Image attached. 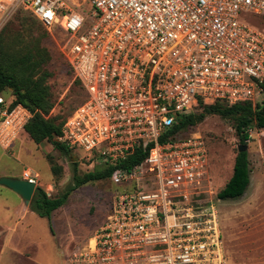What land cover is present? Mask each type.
Wrapping results in <instances>:
<instances>
[{"label":"built area","instance_id":"built-area-1","mask_svg":"<svg viewBox=\"0 0 264 264\" xmlns=\"http://www.w3.org/2000/svg\"><path fill=\"white\" fill-rule=\"evenodd\" d=\"M20 9L64 33L60 53L85 93L58 140L94 165L152 145L140 163L114 170L122 188L66 264H223L206 141L171 129L202 104L256 102L264 30L242 17H264V0H0V28ZM10 102L0 95L3 149L31 116ZM22 178L37 183L28 169Z\"/></svg>","mask_w":264,"mask_h":264},{"label":"rangeland","instance_id":"rangeland-1","mask_svg":"<svg viewBox=\"0 0 264 264\" xmlns=\"http://www.w3.org/2000/svg\"><path fill=\"white\" fill-rule=\"evenodd\" d=\"M78 1L82 0H74ZM242 19L264 30L263 16L247 14ZM38 23L29 11L20 9L4 21L0 35L14 45L29 44L36 35ZM60 32L55 29L42 42L52 54L46 65L52 72L46 83L53 102L47 116L57 117L56 122H64L85 97L61 56ZM11 94L12 88L0 93L7 100H11ZM256 101H264V92L258 94ZM201 110L199 107L194 112ZM186 132L200 133L209 150L212 194L208 195L213 197L219 216L223 264H264V128L249 129L246 150L251 169L250 185L241 198L234 200L216 196L230 178L238 145L242 144L232 120L206 114ZM85 154L81 148L71 151V155L78 156V173L104 166L92 164L84 158ZM71 163L69 156L60 153L49 141L35 143L24 132L14 140L12 147L0 146V175L22 178L24 170L28 169L37 178L36 186L52 196L71 183ZM52 164L58 167L56 172L52 171ZM122 186L123 183L114 181L112 176L88 181L74 189L64 205L49 217H43L33 210L35 189L26 203L10 188L0 185V264H66L67 258L79 251L103 222L110 211L112 195Z\"/></svg>","mask_w":264,"mask_h":264},{"label":"trees","instance_id":"trees-1","mask_svg":"<svg viewBox=\"0 0 264 264\" xmlns=\"http://www.w3.org/2000/svg\"><path fill=\"white\" fill-rule=\"evenodd\" d=\"M34 19L40 23L36 17ZM40 24L36 35L29 44L14 45L11 42L4 41L2 35H0V93L5 88H12L10 106L21 103L30 111L31 116L22 130L26 136L28 135L35 143L49 141L56 150L69 156L72 160L74 156L71 155L72 150L57 138L61 135L64 122H56L57 117L47 116L53 105L50 86L46 83L47 78L52 75V72L46 67L52 54L42 42L51 33ZM60 33H62L59 37L61 41L64 33L62 31ZM65 62L70 67L73 75L71 66L66 60ZM75 81L79 84L77 79ZM261 86L264 92V82L261 83ZM201 108L202 110L198 112L181 114L172 127L171 133L188 134L187 129L202 121L206 114H217L223 118L231 119L242 144H246L249 139V129L251 127L264 128V101H256L254 104L251 101H244L232 105H228L224 101H215L202 104ZM163 140L164 138L160 137V141ZM151 147V144H147L145 147L142 145L136 146L131 154L116 164H104L102 167H95V169L84 173L76 171L78 160L72 161L71 183L67 184L61 192L54 196L47 194L41 187L36 186V192L32 197L33 210L39 216L49 217L55 209L66 203L69 194L74 189L88 181L109 178L117 168H132L148 155ZM57 168L55 164L51 165L53 172H56ZM250 173L247 150L237 151L232 174L219 189L216 196L223 200L241 198L250 185Z\"/></svg>","mask_w":264,"mask_h":264},{"label":"water","instance_id":"water-1","mask_svg":"<svg viewBox=\"0 0 264 264\" xmlns=\"http://www.w3.org/2000/svg\"><path fill=\"white\" fill-rule=\"evenodd\" d=\"M247 144H239L238 151H244ZM78 156H73L72 161H77ZM0 185H4L14 192L18 193L27 203L34 192L36 183L20 177H13L7 175H0Z\"/></svg>","mask_w":264,"mask_h":264},{"label":"crops","instance_id":"crops-1","mask_svg":"<svg viewBox=\"0 0 264 264\" xmlns=\"http://www.w3.org/2000/svg\"><path fill=\"white\" fill-rule=\"evenodd\" d=\"M9 175V174H8ZM13 191V190H12ZM16 193V192H15ZM18 194V193H17ZM19 195V194H18ZM20 196V195H19ZM21 197V196H20ZM22 198V197H21Z\"/></svg>","mask_w":264,"mask_h":264}]
</instances>
